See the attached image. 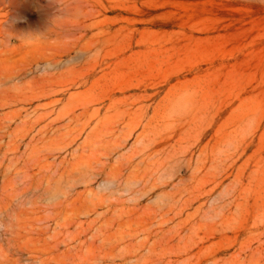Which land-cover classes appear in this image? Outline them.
Listing matches in <instances>:
<instances>
[{
	"label": "rangeland",
	"instance_id": "rangeland-1",
	"mask_svg": "<svg viewBox=\"0 0 264 264\" xmlns=\"http://www.w3.org/2000/svg\"><path fill=\"white\" fill-rule=\"evenodd\" d=\"M0 264H264V0H0Z\"/></svg>",
	"mask_w": 264,
	"mask_h": 264
},
{
	"label": "bare ground",
	"instance_id": "bare-ground-1",
	"mask_svg": "<svg viewBox=\"0 0 264 264\" xmlns=\"http://www.w3.org/2000/svg\"><path fill=\"white\" fill-rule=\"evenodd\" d=\"M156 233V232H155ZM239 254V253H238ZM214 261H216V259L214 260Z\"/></svg>",
	"mask_w": 264,
	"mask_h": 264
}]
</instances>
